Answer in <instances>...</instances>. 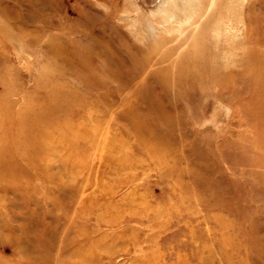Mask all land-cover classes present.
<instances>
[{
	"label": "rangeland",
	"instance_id": "rangeland-1",
	"mask_svg": "<svg viewBox=\"0 0 264 264\" xmlns=\"http://www.w3.org/2000/svg\"><path fill=\"white\" fill-rule=\"evenodd\" d=\"M158 1L0 0V264H264V0Z\"/></svg>",
	"mask_w": 264,
	"mask_h": 264
},
{
	"label": "bare ground",
	"instance_id": "bare-ground-1",
	"mask_svg": "<svg viewBox=\"0 0 264 264\" xmlns=\"http://www.w3.org/2000/svg\"><path fill=\"white\" fill-rule=\"evenodd\" d=\"M215 4V0H210L205 14ZM202 6L200 0H161L156 4L155 12L161 15L167 16V23L162 28L154 29L151 31L157 33L158 30L164 32H178V34H184L187 30L190 31L191 39L195 38L197 28L200 25L201 18L196 21L194 18L200 12V7ZM152 10V9H151ZM186 29V30H185ZM237 39V38H236ZM231 42V41H230ZM232 43V42H231ZM211 67V66H210ZM214 68V67H213ZM218 101V100H217Z\"/></svg>",
	"mask_w": 264,
	"mask_h": 264
}]
</instances>
